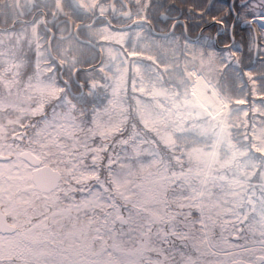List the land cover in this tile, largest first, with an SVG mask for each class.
Here are the masks:
<instances>
[{
	"label": "snow or ice",
	"instance_id": "snow-or-ice-1",
	"mask_svg": "<svg viewBox=\"0 0 264 264\" xmlns=\"http://www.w3.org/2000/svg\"><path fill=\"white\" fill-rule=\"evenodd\" d=\"M0 264H264V0H0Z\"/></svg>",
	"mask_w": 264,
	"mask_h": 264
}]
</instances>
